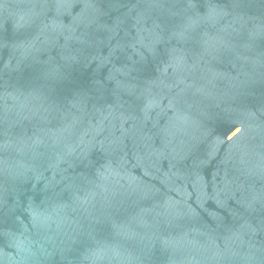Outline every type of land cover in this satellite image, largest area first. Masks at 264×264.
<instances>
[{"label":"water","instance_id":"95a60500","mask_svg":"<svg viewBox=\"0 0 264 264\" xmlns=\"http://www.w3.org/2000/svg\"><path fill=\"white\" fill-rule=\"evenodd\" d=\"M0 264H264V0H0Z\"/></svg>","mask_w":264,"mask_h":264}]
</instances>
